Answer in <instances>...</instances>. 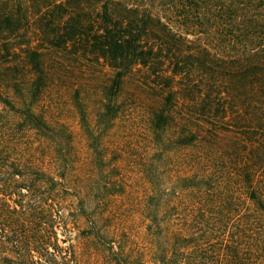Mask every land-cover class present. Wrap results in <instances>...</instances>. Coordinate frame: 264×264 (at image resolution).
Instances as JSON below:
<instances>
[{"label":"trees","instance_id":"16d2710c","mask_svg":"<svg viewBox=\"0 0 264 264\" xmlns=\"http://www.w3.org/2000/svg\"><path fill=\"white\" fill-rule=\"evenodd\" d=\"M0 264H264V0H0Z\"/></svg>","mask_w":264,"mask_h":264},{"label":"rangeland","instance_id":"374dc122","mask_svg":"<svg viewBox=\"0 0 264 264\" xmlns=\"http://www.w3.org/2000/svg\"><path fill=\"white\" fill-rule=\"evenodd\" d=\"M71 122V121H70ZM125 219L129 222L130 220H131V214L130 213H128V214H126L125 215ZM130 224H132V225H135V226H137V223H132V222H129ZM135 229V228H134Z\"/></svg>","mask_w":264,"mask_h":264}]
</instances>
